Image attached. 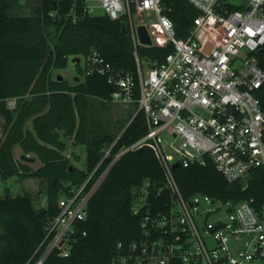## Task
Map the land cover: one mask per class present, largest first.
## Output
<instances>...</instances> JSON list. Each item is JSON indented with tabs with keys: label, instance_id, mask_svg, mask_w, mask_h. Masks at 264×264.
Returning <instances> with one entry per match:
<instances>
[{
	"label": "built area",
	"instance_id": "1",
	"mask_svg": "<svg viewBox=\"0 0 264 264\" xmlns=\"http://www.w3.org/2000/svg\"><path fill=\"white\" fill-rule=\"evenodd\" d=\"M189 1L199 14L179 37L165 0H56L58 10L68 5L69 12L81 8L94 15L101 7L129 27L136 74L115 69L96 49L84 68L116 87L112 102L136 107L132 118L139 111L145 115L146 133L121 147L113 162L148 146L164 170L163 185L147 181L135 190L133 212L142 215V233L118 242L112 264H264V200L258 205L254 197L186 196L175 175L180 166L211 164L227 181L246 182L253 168L264 167V108L256 94L264 83L258 59L264 49V0ZM141 24L152 40L144 46L172 47L163 60H146L147 71L137 53ZM109 168L60 199V213L35 264L56 248L69 254L76 223L87 218L89 200ZM165 190L169 200L156 209L150 197L163 199Z\"/></svg>",
	"mask_w": 264,
	"mask_h": 264
},
{
	"label": "trees",
	"instance_id": "2",
	"mask_svg": "<svg viewBox=\"0 0 264 264\" xmlns=\"http://www.w3.org/2000/svg\"><path fill=\"white\" fill-rule=\"evenodd\" d=\"M165 1L177 36H186L199 10L189 0ZM57 8L56 0H0L1 175L47 181L40 206L31 192L0 197V264H35L60 213V199L93 173L91 185L109 166L89 200L87 218L76 223L69 254L63 256L56 248L42 264H112L118 242L128 243L142 233V215L133 212L135 190L147 181L156 186L165 181L163 167L148 146L129 150L113 162L121 147L146 133L145 115L139 111L122 128L107 125L101 112L116 87L103 75L86 73L82 64L96 49L115 69L136 74L129 27L106 13ZM171 49L170 44L139 45L137 53L141 60L155 62ZM70 57H80L74 62L79 79L53 76L54 69L68 66ZM258 59L264 70V51ZM256 94L264 108V83ZM68 141L85 146L82 165L65 153ZM16 145L36 161L17 157ZM109 147L111 153L105 155ZM38 159L42 164L36 166ZM175 175L186 196L200 192L234 201L254 197L258 205L264 200L263 166L253 168L246 182L227 181L211 164L180 166ZM162 196L150 197L156 209L169 200V192Z\"/></svg>",
	"mask_w": 264,
	"mask_h": 264
},
{
	"label": "rangeland",
	"instance_id": "3",
	"mask_svg": "<svg viewBox=\"0 0 264 264\" xmlns=\"http://www.w3.org/2000/svg\"><path fill=\"white\" fill-rule=\"evenodd\" d=\"M94 14L104 13V9L101 7H97L93 10ZM72 57H70V61L66 68L62 69H54L53 76L62 75L63 77L68 78L70 81L75 80L76 75V66L74 61H72ZM83 64V59H82ZM143 66L145 71H147L148 63L146 60H143ZM9 105L11 107L15 106L14 99L9 100ZM135 106H127L125 103H117L109 101V105L107 109L103 110L101 113L103 114V120L110 127H123L127 124L133 113L135 112ZM68 148L65 150V153L71 156L73 162L76 165H82L86 158V148L82 144H73L71 141H68ZM110 148V147H109ZM107 148L106 151L109 149ZM14 153L17 157H20L22 152V148L20 145H16L14 148ZM41 160L38 159L36 162V166L41 165ZM47 187V181L43 179L37 178H25L20 179L17 176H8L4 177L0 172V197L5 195L15 196L18 194H24L26 192H31L34 195L36 205L40 206L44 198V192Z\"/></svg>",
	"mask_w": 264,
	"mask_h": 264
},
{
	"label": "water",
	"instance_id": "4",
	"mask_svg": "<svg viewBox=\"0 0 264 264\" xmlns=\"http://www.w3.org/2000/svg\"><path fill=\"white\" fill-rule=\"evenodd\" d=\"M123 29H125V26L123 27ZM138 36H139V41L143 45L152 44V40H151L150 34L148 32L147 27L144 24H141V25L138 26ZM261 51H264V49H262ZM72 61L79 62L80 61V57H75V58L72 59ZM58 77L63 78V76L60 75V74L58 75ZM78 79H79V77L75 76V80H78ZM20 158L23 159V160L29 161V162L30 161L31 162H35L36 161V157L35 156L34 157H30L29 155H27L25 153L21 154ZM177 166H179V163H176L174 165V167H177Z\"/></svg>",
	"mask_w": 264,
	"mask_h": 264
}]
</instances>
